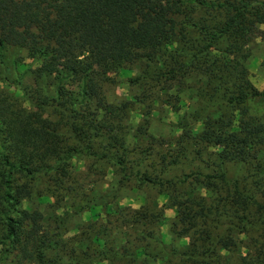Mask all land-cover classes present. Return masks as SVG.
I'll list each match as a JSON object with an SVG mask.
<instances>
[{
  "label": "trees",
  "instance_id": "obj_1",
  "mask_svg": "<svg viewBox=\"0 0 264 264\" xmlns=\"http://www.w3.org/2000/svg\"><path fill=\"white\" fill-rule=\"evenodd\" d=\"M258 39L264 0H0V264H264Z\"/></svg>",
  "mask_w": 264,
  "mask_h": 264
},
{
  "label": "rangeland",
  "instance_id": "obj_2",
  "mask_svg": "<svg viewBox=\"0 0 264 264\" xmlns=\"http://www.w3.org/2000/svg\"><path fill=\"white\" fill-rule=\"evenodd\" d=\"M251 52H252V58L250 60L249 65H247L246 68V74L247 79L245 82V86L247 88L253 87L256 88L259 91L264 90V71L260 67L261 60L263 58L264 53V41L256 40L251 44ZM29 62V61H28ZM137 73V66L131 65L125 67L121 72H119L116 75H112L110 77V80L104 85V89L106 92V101L110 106V109H113L115 106L122 104L125 102L131 95L129 90V78L135 76ZM79 87V80H76L73 83H70L67 87L68 91H75ZM251 107L253 113L259 115L261 117V124L257 131H254V134H256L258 137L264 138V103H257V102H251ZM136 111L139 110L138 108L135 109ZM166 112H162L161 116L164 120L169 119L172 122H177L178 114L177 113H168V115H165ZM131 115L135 118H138V115L136 113H131ZM104 122L106 124H112L113 118L107 114L104 117ZM153 133L155 135H163L168 136L170 133L173 134L169 129L165 128L164 125H159L158 123H154L152 127ZM262 155L264 156V147L262 149ZM74 166L78 168V170H83L82 168V162L78 164L77 162L74 163ZM180 173L179 170H175L172 174H178ZM237 174L236 168L228 164V176L234 177ZM91 179L98 178L97 176L90 177ZM49 184H52V182H49ZM47 184H44L41 188V190H45L47 188ZM50 186V185H49ZM155 200L157 199L159 205H163L166 202V198L164 196H158L155 189L146 188L144 191L136 192L133 191H127L122 193V203L124 205H128L132 208H138L142 206L146 200ZM101 208L95 207L92 208L90 211L85 212L81 217L74 218V222L80 223L81 219L83 221H89L96 219L97 217L101 216ZM166 214L169 218L173 217L174 213L171 210L166 211ZM167 229L168 227H162L161 231L162 234L167 235ZM168 241V238H166Z\"/></svg>",
  "mask_w": 264,
  "mask_h": 264
}]
</instances>
